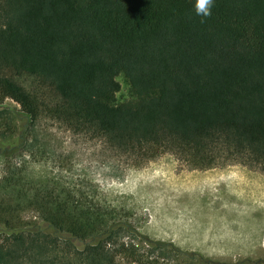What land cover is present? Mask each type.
<instances>
[{
    "label": "trees",
    "instance_id": "trees-1",
    "mask_svg": "<svg viewBox=\"0 0 264 264\" xmlns=\"http://www.w3.org/2000/svg\"><path fill=\"white\" fill-rule=\"evenodd\" d=\"M194 3L0 0V264L141 263L124 234L219 264L139 236L116 208L34 171L40 132L57 125L135 167L172 154L264 173V0H214L207 18Z\"/></svg>",
    "mask_w": 264,
    "mask_h": 264
},
{
    "label": "rangeland",
    "instance_id": "rangeland-1",
    "mask_svg": "<svg viewBox=\"0 0 264 264\" xmlns=\"http://www.w3.org/2000/svg\"><path fill=\"white\" fill-rule=\"evenodd\" d=\"M117 81V99L124 102L129 98V83L124 75ZM5 104L19 109L11 100ZM38 140L37 178L53 177L116 208L139 236L219 264H264V173L260 167L232 163L198 170L172 154L135 167L102 141L57 125L44 128ZM42 146L47 147L48 159L42 158ZM10 162L21 164V157ZM5 164L0 158V179L6 174ZM121 242L139 246L142 259L136 264H200L196 257L151 250L132 234H124Z\"/></svg>",
    "mask_w": 264,
    "mask_h": 264
},
{
    "label": "clouds",
    "instance_id": "clouds-1",
    "mask_svg": "<svg viewBox=\"0 0 264 264\" xmlns=\"http://www.w3.org/2000/svg\"><path fill=\"white\" fill-rule=\"evenodd\" d=\"M214 5V0H195L194 8L198 16L210 17L212 14V7Z\"/></svg>",
    "mask_w": 264,
    "mask_h": 264
}]
</instances>
